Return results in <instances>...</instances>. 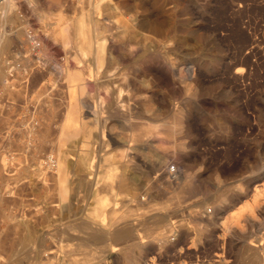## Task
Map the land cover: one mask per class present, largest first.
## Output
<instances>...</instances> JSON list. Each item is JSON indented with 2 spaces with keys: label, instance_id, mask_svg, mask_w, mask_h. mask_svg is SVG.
Masks as SVG:
<instances>
[{
  "label": "rangeland",
  "instance_id": "1",
  "mask_svg": "<svg viewBox=\"0 0 264 264\" xmlns=\"http://www.w3.org/2000/svg\"><path fill=\"white\" fill-rule=\"evenodd\" d=\"M13 1L10 14L0 7V30L17 31V50L28 46L27 28L41 45L26 51L32 64L0 101L15 112L0 130V264H251L249 252L264 248V0ZM80 19L87 36H105L97 69L92 49L79 64L78 44L62 42L64 24L74 37ZM157 60L175 61L178 75L162 69L168 80L155 85L145 65ZM56 66L82 69V95L98 108L84 107L89 133L64 142L73 92ZM179 110L181 129L168 137ZM30 115L40 123L32 140ZM145 126L157 133L142 145ZM117 172L133 178L129 187ZM96 208L111 231L117 218L133 230L102 246L84 241L78 223Z\"/></svg>",
  "mask_w": 264,
  "mask_h": 264
},
{
  "label": "bare ground",
  "instance_id": "2",
  "mask_svg": "<svg viewBox=\"0 0 264 264\" xmlns=\"http://www.w3.org/2000/svg\"><path fill=\"white\" fill-rule=\"evenodd\" d=\"M93 1V0H92ZM99 2V1H98ZM98 4H100V3H96L95 2V4H94V6H93V10H95V9H97L98 8ZM15 6H17V2L16 1H13V0H1L0 1V7H1V9H3V10H12L13 8H15ZM29 6H31V5H29ZM92 17V16H91ZM87 19H89V18H87ZM92 20V19H91ZM90 20V22H91V24H92V27H93V25L94 26H97V23H95L94 21H91ZM69 22V21H68ZM67 22V23H68ZM70 23V22H69ZM74 23V24H73ZM72 24L73 25H76L79 29L77 30V31H75V32H73V35H74V37L73 36H71V34H69V32L71 31V30H69V27L71 26L72 27V25L70 24V25H66V23L64 24L65 26L61 29V39H62V42H63V44L65 45V44H68L69 42H71L73 39H74V41H75V43L76 44H78V48L77 49H79L80 51H79V57L78 56H76L77 57V63H79V64H81V61H82V55H84L86 52L88 53V51L89 50H93L94 51V54H95V56H93L94 58H95V61H94V65H95V67H96V69L97 68H99L100 66H102V63H103V58H104V56H103V50H104V47H105V40H104V37L103 38H101V40H99V39H96L93 35L92 36H90L91 35V33H90V35L89 36H87V34H85V33H83V31H84V27L83 26H86L87 24H89L88 23V21L86 20V21H83L82 19H80V20H78L77 22H73ZM63 26V25H62ZM101 26V25H100ZM81 27H82V29H81ZM84 28V29H83ZM94 28V27H93ZM95 29V28H94ZM93 29V31H95ZM83 30V31H82ZM85 31H87V30H85ZM2 32H5L6 33V31H1L0 33H1V36H0V44L2 45L3 44V47L7 44V42L8 41H5L4 42V40H5V38H6V35H4L5 33H2ZM90 32H91V30H90ZM103 33L102 34H104V30L102 31ZM136 32V31H135ZM82 33L86 36V38L84 39V38H81L82 36ZM86 33H88V32H86ZM93 33V32H92ZM3 34V35H2ZM101 35V34H100ZM140 36V35H139ZM35 37H36V35H35ZM84 37V36H83ZM142 38V37H141ZM8 39V38H7ZM34 39V37L33 36H31V40H33ZM37 43L38 44H40L41 45V39H39V37L37 36ZM81 39H82V41H81ZM132 40V39H131ZM140 40V39H139ZM152 40V39H151ZM163 40V39H162ZM134 41V40H133ZM136 41V40H135ZM134 41V42H135ZM158 41H159V39H158ZM113 42V41H112ZM115 42H116V40H115ZM167 42V41H166ZM169 42V41H168ZM167 42V43H168ZM171 42V41H170ZM108 43V42H107ZM160 43V42H159ZM135 44H137V43H135ZM140 44V43H139ZM162 44H164V42L162 43ZM161 46V45H160ZM1 47V46H0ZM2 48V47H1ZM119 48V47H118ZM156 48V47H155ZM172 48V47H171ZM170 48V49H171ZM144 49V48H143ZM147 49V48H146ZM161 49V48H160ZM164 49V48H163ZM162 49V50H163ZM167 49V48H166ZM151 50V49H150ZM169 50V49H168ZM170 51V50H169ZM21 52V50H20V48L18 49V53H20ZM108 52V51H107ZM136 53V52H135ZM152 53V52H151ZM163 54H166V53H163ZM86 55V54H85ZM161 55H162V53H161ZM167 55H169L168 53L166 54V56ZM132 56V55H131ZM152 56H154V55H152ZM164 56V55H163ZM163 56H162V58H163ZM75 57V58H76ZM111 57V56H110ZM27 58V57H26ZM26 58L25 59H23L22 57H21V61H19L20 62V66H16V69L14 70V78L12 79V80H14V79H16V76L17 75H20V74H22V75H24V72H23V67H24V69H27V67H29L31 64H32V62L27 58V62H26ZM153 58V57H152ZM156 58H157V56H156ZM167 57H165V59H166ZM84 59V58H83ZM151 59V58H150ZM150 59H149V61H150ZM164 59V58H163ZM164 59V60H165ZM145 60V59H144ZM168 60V59H167ZM166 60V61H167ZM172 60V59H171ZM159 61H160V58H159ZM158 60H157V62H153V63H151V64H149V63H146V65H145V71H146V76H148L149 78H150V80L151 81H153L154 83H155V85L156 84H160L161 82L163 83V82H165V80H168V75H171V78H173L176 74H177V71H176V67H175V61L174 62H170V61H168V62H159ZM17 62V61H16ZM185 62V61H184ZM188 63V62H187ZM141 64V63H140ZM185 64V63H184ZM84 65V64H83ZM53 66H55V65H53ZM66 66V65H65ZM142 66V65H141ZM79 67V66H78ZM81 67V66H80ZM242 67V66H241ZM58 68V69H57ZM89 68V67H88ZM56 69L58 70V72L60 73H62L66 78H67V80H68V82H69V86L71 87V92H73V93H70V94H72L70 97H71V101H70V103H69V105H68V112H67V116H66V122H65V126H64V128H63V133H62V137H61V140L64 142V141H66V140H70L71 138H73L75 135H77V134H79V133H83V134H86L87 132L89 133V130H88V127L86 126V121H85V116H84V113H86V110H84V107H87V108H90V110H92V112H89V113H92V114H94V115H96V116H98L97 115V112H98V108H96V106L93 108L92 106H91V102L89 101V98H87V97H85V96H83L82 95V93L85 91V88H86V81H85V74H84V72L82 71V69H80V68H70V67H65V68H63L61 71H60V69H59V66H56ZM85 69V68H84ZM162 69H166L167 70V72H168V75L166 74V73H164L163 72V70ZM189 69V68H188ZM166 70H165V72H166ZM185 70V69H184ZM241 70V69H240ZM181 71V74H182V70H180ZM186 71V70H185ZM236 71V70H235ZM188 72V71H187ZM245 72V71H244ZM190 73V72H189ZM87 75V74H86ZM91 75V74H90ZM145 75V74H144ZM178 75V74H177ZM21 76V75H20ZM127 76V75H126ZM130 76H132V75H130ZM235 76V75H234ZM17 77H19V76H17ZM88 77V76H87ZM92 78V77H91ZM90 78V79H91ZM128 78V77H127ZM134 78V77H133ZM170 78V79H171ZM250 78V77H249ZM93 79V78H92ZM12 80L11 79H8L7 81H6V84L8 83V84H10L8 87H10V88H12V85H11V83H12ZM96 80H98V79H96ZM132 80V79H131ZM175 80V79H174ZM150 81V82H151ZM99 82V81H98ZM105 82V81H104ZM149 82V81H148ZM175 82V81H174ZM5 83V82H4ZM152 83V82H151ZM130 84V83H129ZM141 84V83H140ZM128 85V84H127ZM154 85V86H155ZM117 86V85H116ZM140 86H142V84L140 85ZM134 87V86H133ZM141 88V87H140ZM121 89V88H120ZM122 90V89H121ZM139 90V89H138ZM141 90V89H140ZM148 90H150V89H148ZM122 92V91H121ZM120 92V93H121ZM120 93H118L119 95L117 96V97H120ZM134 93V92H133ZM147 93V92H146ZM132 94V93H131ZM139 93H137V95H138ZM135 95V94H134ZM144 96L145 95V93H143V94H141V96ZM145 98H146V96H144ZM155 98V97H154ZM117 99V98H116ZM125 99V98H124ZM148 99H150L149 98V96H148ZM119 100V99H118ZM122 100V99H121ZM132 101V100H131ZM149 101V100H148ZM118 102V101H117ZM116 101H115V103H116V108H117V105H118V103H117ZM144 102H146V101H144ZM123 103V102H122ZM121 103V104H122ZM141 103H143V101H141ZM149 103V102H148ZM125 105V104H124ZM131 105V104H130ZM129 106V105H128ZM121 107V106H120ZM119 106H118V109H120L121 110V108H120ZM131 107V106H130ZM123 108V107H122ZM126 109H128V108H126ZM99 110H100V108H99ZM123 110H124V108H123ZM118 111V110H117ZM133 111V110H132ZM148 111V110H147ZM122 112V111H121ZM125 112H126V110H125ZM101 115V114H100ZM183 111L182 110H179L178 112H177V118H176V121L175 122H171V124H169V125H167V126H164L165 127V133L167 134L166 136H168V137H173L174 135H175V133L177 132V131H180V129H181V126H182V122H183ZM95 116V117H96ZM133 124V123H132ZM137 124V123H136ZM142 125V124H141ZM140 125V126H141ZM146 125V124H145ZM166 125V124H165ZM38 128L40 127V123H38V126H37ZM37 127L35 128V130H37ZM146 127V126H145ZM134 128V127H133ZM142 128H144V126L142 127ZM142 128H140V130L142 129ZM156 126H152V127H146V129H145V131H144V133H140V135H141V137H143V136H145V137H143V138H141L140 139V137H138V141H140V143H142V145L143 144H148L149 143V139H147V138H149V136H152V134H154V133H157L156 132ZM35 130H34V132H35ZM144 130V129H143ZM135 132H136V130H134ZM134 132V133H135ZM132 133H133V131H132ZM138 134V133H137ZM136 138H137V135L135 136ZM151 143V142H150ZM141 145V146H142ZM159 145V144H158ZM181 145V144H180ZM166 146V145H165ZM163 147V146H162ZM79 153V152H78ZM84 155V154H83ZM88 155V154H87ZM151 155V154H150ZM147 157H150L149 155H146ZM15 157V154L14 153H10V156H9V159H13ZM111 157V156H110ZM152 162H153V160H152V158H149ZM148 159V160H149ZM48 160H50L51 161V163H49V165H52V162H53V158H52V156H51V158H48L47 159V161ZM78 161L83 165V162H84V156H81L80 155V157H79V159H78ZM156 162V161H155ZM155 162H153L152 164L154 165V163ZM85 164V163H84ZM157 164V163H156ZM146 166H147V168H148V164L146 163ZM150 168L152 167V165L151 166H149ZM82 168V167H81ZM110 168V167H109ZM146 168V169H147ZM153 169H155V168H157V166H155V168L154 167H152ZM151 168V169H152ZM111 170V169H110ZM117 170V169H116ZM109 170H107L106 171V177L108 176V177H112L113 175H115V174H111L110 172H108ZM173 171H174V169H173ZM118 174V176H117V178H115V179H117V181H118V183H119V185H124L125 187L127 186V187H129L130 186V182H132V180H133V178H130V177H128L127 175H125V174H120L119 172H117ZM150 173H151V170H150ZM150 173H147V174H150ZM120 174V175H119ZM66 175H67V171H66V169H65V167H62V169H61V174H60V188H59V194L61 195V198H62V200L63 199H65L66 198V196H67V193H68V187H67V185H66V180H67V178H66ZM144 176H145V174H144ZM149 176V175H148ZM116 177V176H115ZM147 177V176H146ZM104 182V181H103ZM187 182H189V181H186V183ZM91 183V182H90ZM93 184V183H92ZM91 184V185H92ZM182 184H185V182H183ZM192 184V183H191ZM188 185V184H187ZM184 186H186V185H184ZM105 187V186H104ZM180 189V188H179ZM101 190H103V188L101 189ZM105 190V189H104ZM184 190V189H183ZM186 191V190H185ZM257 191H259V190H257ZM146 192V191H145ZM187 192V191H186ZM182 193V192H181ZM184 193V192H183ZM195 193V192H194ZM262 193V192H261ZM130 194V193H129ZM218 194V193H217ZM227 194V193H226ZM258 195H259V192H258ZM219 196V195H218ZM221 196V195H220ZM223 196V195H222ZM226 196V195H225ZM105 197H106V195H105ZM216 198H218V197H216ZM260 198V197H259ZM105 199V198H104ZM129 199V197H127V200ZM141 199V198H140ZM261 199V198H260ZM107 200V199H106ZM224 200H227V199H225L224 198ZM101 201V200H100ZM105 201L104 200H102L101 201V203L103 204ZM107 202V201H106ZM109 202V201H108ZM99 204V203H98ZM105 204V203H104ZM100 205V204H99ZM115 205V204H114ZM101 206V205H100ZM224 207V205L223 204H220V205H218V207L216 208L217 210L218 209H222ZM106 208H108V207H106ZM110 208V207H109ZM97 209V208H96ZM95 209V210H96ZM249 209H251V207L249 206ZM99 210L100 209H97V211L95 212V214H92V215H90V216H88L89 217V219H88V217L87 218H85V220L84 221H81V222H79L78 223V226H81V229H82V227H83V231H86L87 232V234H85V237H84V241H90V242H93V243H97V244H99V245H105L106 244V242H107V240L110 238V237H112V236H117V237H119V238H125L126 236H128L129 235V233L133 230V227H131V225L129 224V222H123V223H121L120 221L118 222V218L117 219H114V221H113V224H115V227L116 228H114L115 230H112L111 231V224H108L107 222H105L104 220H103V217L104 216H102L101 217V215H100V212H99ZM114 210V209H113ZM253 211V210H252ZM111 212H113V211H111ZM105 213V212H104ZM108 213H109V211H108ZM113 214V213H112ZM146 214V213H145ZM110 215H111V213H110ZM212 215V213L210 214V216ZM254 215V214H253ZM253 217V216H252ZM84 219V218H83ZM120 219V218H119ZM161 219L163 220V219H166V216L164 215V216H162L161 217ZM160 220V219H159ZM161 220V221H162ZM226 220V219H225ZM112 221V220H111ZM121 223V225H119ZM113 227V226H112ZM127 227H130L132 230H129ZM227 230V229H226ZM237 232V231H236ZM135 233V232H134ZM132 234V233H131ZM136 234V233H135ZM165 234V233H164ZM133 235V234H132ZM226 235V234H225ZM237 236V235H236ZM131 237V236H130ZM137 237V236H136ZM166 237H168L167 236V234H165V235H163V239L165 240L166 239ZM250 244H252V245H254V246H260L259 244H261V243H255V242H253V243H250ZM133 246H135V245H133ZM137 247H141V244H137ZM144 247V246H143ZM248 247V246H247ZM256 248V247H255ZM137 249V248H136ZM264 249V248H263ZM262 248L261 249H258L257 248V250H253V251H250L249 252V255L247 256L248 258H249V260H250V263L251 264H264L263 263V258H264V256H263V250ZM139 250V249H138ZM246 250H247V248H246ZM130 251V250H129ZM140 252V251H139ZM245 252H247V251H245ZM136 260V259H135ZM134 262V261H133ZM135 263H137L136 261H135Z\"/></svg>",
  "mask_w": 264,
  "mask_h": 264
},
{
  "label": "crops",
  "instance_id": "3",
  "mask_svg": "<svg viewBox=\"0 0 264 264\" xmlns=\"http://www.w3.org/2000/svg\"><path fill=\"white\" fill-rule=\"evenodd\" d=\"M1 1V0H0ZM21 1V0H20ZM5 12H7L8 14L11 13V11L9 12V10H4ZM20 16H24L25 17V13L23 12L22 14H20ZM9 26L3 28V31H6V33H9L10 38L8 39V45L6 44L3 49L0 50V101H4V97H2L3 93L5 91H8L10 88H7L6 81L8 79H13L14 76H12V68L14 66L13 63H11L10 60H13L16 56V53H18L17 50V44L16 40L17 38H15V35L17 34V31L12 29V33L10 32V29H8ZM14 28V27H13ZM26 30V29H25ZM30 30V28H27V31ZM1 32V30H0ZM5 33V32H2ZM11 33V34H10ZM1 35V33H0ZM22 37H24V35H22ZM17 42H19L17 40ZM0 46H3V44ZM17 50V51H16ZM5 82V83H4ZM13 91V90H11ZM14 110H8V109H2L0 111V130H4L5 128H7V126H9L10 122H8L7 120L14 114ZM12 145L16 148L18 145H16V143L13 141L11 142ZM20 146V144H19ZM11 152H15V150L11 151ZM10 152V153H11ZM7 155H8V150H7Z\"/></svg>",
  "mask_w": 264,
  "mask_h": 264
},
{
  "label": "built area",
  "instance_id": "4",
  "mask_svg": "<svg viewBox=\"0 0 264 264\" xmlns=\"http://www.w3.org/2000/svg\"><path fill=\"white\" fill-rule=\"evenodd\" d=\"M35 35L36 34H33V32L31 31V30H28V32H27V37H26V40H27V47H25V45L21 48V52L20 53H17L16 54V56H15V58L13 59V60H10L11 61V63H13L14 64V66H13V68H12V76H14L15 74L13 73L14 72V70L16 69V66H20V62L19 61H21V57L23 58V59H25L26 57H27V54L25 55V53H26V51L27 50H30V54L31 53H35L37 50H38V48H39V46H40V44H38L37 42V36L35 37ZM31 36H33L34 37V39L33 40H31ZM19 54V55H18ZM35 55V54H34ZM17 61V62H16ZM23 72H25V69H24V67H23ZM38 121H37V119H36V117L34 116V115H30L29 116V119L27 120V122H25L24 123V128H26L27 130H28V132H29V134H30V138H31V140H32V137H31V135H32V132H34V130H35V128L38 126ZM8 129L10 128V127H7ZM29 145V148H30V146H32L30 143L28 144ZM30 150V149H29Z\"/></svg>",
  "mask_w": 264,
  "mask_h": 264
}]
</instances>
